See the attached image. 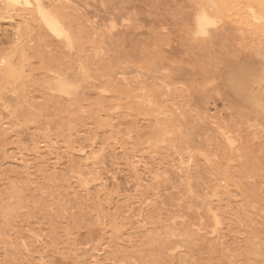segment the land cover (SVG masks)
<instances>
[{"label": "rangeland", "instance_id": "rangeland-1", "mask_svg": "<svg viewBox=\"0 0 264 264\" xmlns=\"http://www.w3.org/2000/svg\"><path fill=\"white\" fill-rule=\"evenodd\" d=\"M29 1L0 0V264H264V1L39 0L59 32Z\"/></svg>", "mask_w": 264, "mask_h": 264}, {"label": "bare ground", "instance_id": "bare-ground-1", "mask_svg": "<svg viewBox=\"0 0 264 264\" xmlns=\"http://www.w3.org/2000/svg\"><path fill=\"white\" fill-rule=\"evenodd\" d=\"M14 1H18V0H14ZM211 1L214 2L215 0H211ZM24 2L27 5L30 4L29 0H24ZM262 3H264V2H262ZM35 8L38 11V13L42 16V18H43V20H44V22H45V24L47 25L48 28H50L51 30L56 31V32L60 31L59 30V24H58L57 20L55 18L51 17L48 13H46L43 10V8L40 5L39 0H35ZM199 9H200V7H199ZM199 9H198V13H197V16H196V23H195L196 32L200 33V34H206L207 32L209 33V31H211V30H209L208 28L215 23V18L213 17L212 14L208 13L206 10H204V9H200L199 10ZM249 9L251 10L252 7L249 6ZM252 12H255V11L253 10ZM259 79H261V78H259ZM231 143L232 142H230V144ZM213 219H215V218H213Z\"/></svg>", "mask_w": 264, "mask_h": 264}]
</instances>
